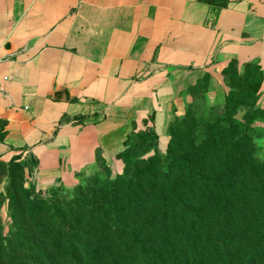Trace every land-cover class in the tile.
Returning a JSON list of instances; mask_svg holds the SVG:
<instances>
[{
  "label": "crops",
  "instance_id": "obj_1",
  "mask_svg": "<svg viewBox=\"0 0 264 264\" xmlns=\"http://www.w3.org/2000/svg\"><path fill=\"white\" fill-rule=\"evenodd\" d=\"M0 0V161L36 159L24 186L79 182L98 154L119 174L131 132L158 149L182 92L231 61L262 72L264 0ZM83 116L82 119L79 117ZM19 160V159H18Z\"/></svg>",
  "mask_w": 264,
  "mask_h": 264
},
{
  "label": "trees",
  "instance_id": "obj_2",
  "mask_svg": "<svg viewBox=\"0 0 264 264\" xmlns=\"http://www.w3.org/2000/svg\"><path fill=\"white\" fill-rule=\"evenodd\" d=\"M204 1L217 12L228 4ZM244 68L231 61L223 71L222 115L197 135H176L165 155L138 150L157 140L153 129L131 132L138 145L126 138L117 156L123 172L91 175L66 201L13 184L15 227L7 238L0 230V264H264V152L260 158L250 135L264 112L257 104L262 72L253 62ZM96 163L108 171L99 154Z\"/></svg>",
  "mask_w": 264,
  "mask_h": 264
},
{
  "label": "rangeland",
  "instance_id": "obj_3",
  "mask_svg": "<svg viewBox=\"0 0 264 264\" xmlns=\"http://www.w3.org/2000/svg\"><path fill=\"white\" fill-rule=\"evenodd\" d=\"M249 68L252 70L254 68V64H250ZM223 75H220V80L216 82L212 81L211 76L206 75L202 77L195 85L187 88L182 92V100L179 101L173 109L174 115L169 123L171 126L169 128L170 130L167 132L169 139L165 151L161 152L158 149L157 138L156 141H150L145 145L139 146L138 150L143 154L142 157L153 155L154 147L161 152V155H165L168 152L169 148L172 147V144L174 142H178L177 139H174L176 135H197L203 128L201 124L209 123L212 118L222 115L224 110V99L229 93V86L224 81L225 75ZM241 114L242 112L239 113L238 116L240 117ZM252 125L255 126V129L254 131L250 132V135L252 136L251 139L258 147V154L260 158H262L264 152V112L258 119H255L252 122ZM150 129L153 128L148 127L146 129L148 132L146 130H144L146 132H141H144L145 134H151V132L149 131ZM138 136L139 134L130 136L128 135L127 144L130 146L138 145ZM118 160L122 163V170L120 171V173H122L124 170V161L122 158H118ZM23 163L24 165H30V167H24V171L22 169V171L15 172V168ZM34 164L35 162L31 155H26L22 159L19 155L16 160L11 162L0 161V230L2 236H5L6 238L10 235V233H13V229L15 227V225L12 224V211L9 209V197L7 191L13 184H16L15 187L17 189H20L21 183L25 182L26 180L25 171L28 170V168H32L29 171L31 173L36 166V164ZM101 167L102 164L95 163L93 166L85 169L83 172H81L79 182L71 188H67L64 185H58L56 186V188L38 191L35 187H33V192H40L39 196L41 197H47L48 194H52V196H56L59 200L66 201L74 188L85 186L87 183L86 178H90V176L93 174H98L104 180L109 178H116L117 176H119H116V171L112 170V168L109 166L108 171L100 172V169L102 170ZM30 184L31 186H34L32 183ZM34 203L35 202H33V204ZM16 218H18V216Z\"/></svg>",
  "mask_w": 264,
  "mask_h": 264
},
{
  "label": "built area",
  "instance_id": "obj_4",
  "mask_svg": "<svg viewBox=\"0 0 264 264\" xmlns=\"http://www.w3.org/2000/svg\"><path fill=\"white\" fill-rule=\"evenodd\" d=\"M216 16H217V10L212 8L206 16V20H205L206 25L212 26L215 22Z\"/></svg>",
  "mask_w": 264,
  "mask_h": 264
}]
</instances>
